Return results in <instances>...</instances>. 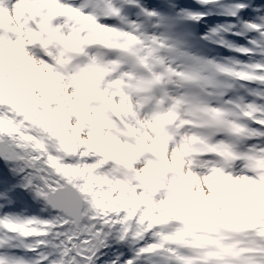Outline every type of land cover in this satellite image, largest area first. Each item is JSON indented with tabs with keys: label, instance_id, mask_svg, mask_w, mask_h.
Returning a JSON list of instances; mask_svg holds the SVG:
<instances>
[{
	"label": "snow or ice",
	"instance_id": "1",
	"mask_svg": "<svg viewBox=\"0 0 264 264\" xmlns=\"http://www.w3.org/2000/svg\"><path fill=\"white\" fill-rule=\"evenodd\" d=\"M45 2L36 54L105 116L86 143L38 97L0 107V159L31 196L0 194V264H264V194L232 211L212 188L234 170L264 188V3Z\"/></svg>",
	"mask_w": 264,
	"mask_h": 264
},
{
	"label": "clouds",
	"instance_id": "2",
	"mask_svg": "<svg viewBox=\"0 0 264 264\" xmlns=\"http://www.w3.org/2000/svg\"><path fill=\"white\" fill-rule=\"evenodd\" d=\"M53 10L45 0H4L0 5V107L11 110L13 105L16 109L36 105L33 96L38 97L40 103L36 107L40 112L39 120L56 131L87 143L88 132L93 130L94 124L103 123L105 113L96 111L99 105L93 99L78 97L74 82L66 74L61 78L45 67L35 51L39 38L29 35L36 21ZM51 51L53 55L49 58L57 61L59 52L54 45ZM41 84L43 88L38 87ZM101 131L106 133L108 129ZM93 134L96 135L95 131ZM239 171L232 173L238 184L219 179L212 184V188L217 190L215 199L231 202L232 211L248 208L245 197L259 200L264 194V188L247 185L243 174L237 175ZM200 186L205 195H213L202 178Z\"/></svg>",
	"mask_w": 264,
	"mask_h": 264
},
{
	"label": "rangeland",
	"instance_id": "3",
	"mask_svg": "<svg viewBox=\"0 0 264 264\" xmlns=\"http://www.w3.org/2000/svg\"><path fill=\"white\" fill-rule=\"evenodd\" d=\"M257 3H264L260 0H256ZM11 166L6 164L5 162H0V194L6 195L9 199L13 201L12 209L17 211L22 210L17 208V201L18 198L23 196L26 197L28 200H31L30 194L24 192V190L20 187H16L21 183L23 180V175L14 174L10 170ZM5 203L4 200H0V204ZM4 211H9V208H5ZM116 249H112L111 252H115ZM111 252L105 255L104 259L111 258ZM110 255V256H109ZM99 264H104V261L101 260Z\"/></svg>",
	"mask_w": 264,
	"mask_h": 264
},
{
	"label": "water",
	"instance_id": "4",
	"mask_svg": "<svg viewBox=\"0 0 264 264\" xmlns=\"http://www.w3.org/2000/svg\"><path fill=\"white\" fill-rule=\"evenodd\" d=\"M0 161H4L3 159H0Z\"/></svg>",
	"mask_w": 264,
	"mask_h": 264
}]
</instances>
